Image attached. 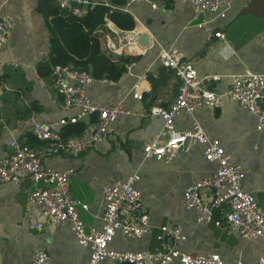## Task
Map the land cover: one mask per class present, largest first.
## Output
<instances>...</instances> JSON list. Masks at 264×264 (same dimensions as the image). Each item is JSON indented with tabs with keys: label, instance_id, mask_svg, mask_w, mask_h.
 I'll list each match as a JSON object with an SVG mask.
<instances>
[{
	"label": "crops",
	"instance_id": "crops-1",
	"mask_svg": "<svg viewBox=\"0 0 264 264\" xmlns=\"http://www.w3.org/2000/svg\"><path fill=\"white\" fill-rule=\"evenodd\" d=\"M42 1L0 0V14L12 17L15 25L7 45L0 51V160L10 156L7 143L12 139L44 147L33 136L35 122H55L74 113L73 109H64L52 73L46 77L38 73L40 65L49 62L50 56L48 21L38 10ZM94 1L99 4L114 0ZM120 12L110 18L114 32L127 33L146 27L149 41L154 44L146 56L133 60L137 62L135 73L146 75L150 92L142 102L133 100L129 93L135 79L127 73L118 82L95 80L87 89L94 102L111 105L117 97L126 96V106L137 117H120L107 138L81 156L62 153L47 158L45 163L60 171L73 170L72 197L89 205L88 211L79 209L88 227L101 226L106 187L135 174L140 176L136 186L142 191L144 208L154 231L142 239L117 236L110 245L117 252L155 251L159 248V228L169 225L183 229L188 237L183 251L189 254L218 253L231 264H256L264 255L261 240L231 237L214 225H200L195 212L182 205L185 191L216 170L214 164L206 161L204 146L189 145L170 163L145 158L143 147L163 127L161 118L147 114L148 108L172 103L179 87L174 72L161 66L159 52L162 49L180 52L200 77L220 76L221 80L211 85L217 92L228 89L233 77L246 71L263 74L264 0H235L225 18L200 13L194 20L189 0H149L132 5L129 13ZM197 23L206 27L193 26ZM113 30L107 24L99 30L100 46L106 35L118 39ZM218 32L224 33L225 39L216 38ZM16 63L22 65L16 67ZM193 121L212 139L221 142L232 161L244 166L243 188L254 195L264 210V131L256 130L254 115L224 99L220 107L198 109L193 120L180 115L176 126L187 130ZM29 187L28 181L0 187V264H32L38 251H45L51 264H86L89 249L78 244L67 223L48 222L40 209L27 201ZM221 210L229 212L227 207ZM221 210L216 212L217 216ZM36 223L45 226L31 229Z\"/></svg>",
	"mask_w": 264,
	"mask_h": 264
},
{
	"label": "built area",
	"instance_id": "built-area-1",
	"mask_svg": "<svg viewBox=\"0 0 264 264\" xmlns=\"http://www.w3.org/2000/svg\"><path fill=\"white\" fill-rule=\"evenodd\" d=\"M57 5L74 17L83 18L99 4L110 6L113 11L129 13L134 4L146 3L149 0H127L125 5L114 6L111 3H96L94 0H54ZM235 0H189L194 10V20L200 13L217 14L225 18L227 11ZM156 8V6H153ZM106 24L113 30L109 17ZM199 29L204 23L193 25ZM14 20L9 15L0 14V51L7 45L14 30ZM208 30V29H207ZM148 29L132 30L120 33L113 30L101 42L102 51L113 61L123 57L146 56L153 42L142 45L140 37L148 35ZM216 38L225 39L222 32ZM162 67L172 70L179 80L178 92L167 106H150L147 114L159 117L163 121L161 131L143 147L145 158L170 163L186 144L204 146V157L207 162L216 166L215 172L194 185L184 193L182 205L186 210L194 211L197 223L214 225L223 229L228 236L246 240L259 239L264 244V210L256 198L243 188L245 179L244 166L231 160L221 142L212 139L203 127L193 121L187 130L176 126L177 118L184 114L193 120L194 113L202 108H216L223 105L224 99L238 104L254 115L256 130L264 131V73L246 71L233 77L229 88L217 92L212 88L214 82L221 80L218 75L200 77L194 66L183 59L175 50L162 49L159 52ZM16 63L15 66H21ZM137 62L125 65V72L135 79L129 95L135 101L145 100L150 92L145 74L137 75ZM57 93L63 100L65 110L73 109L74 113L55 122L37 123L32 126L35 139L44 147H33L26 142L12 139L7 143L11 150L8 158L0 160V187L20 185L25 181L30 187L26 189L27 201L40 209L48 222L55 225L67 223L81 247L90 251L86 264H231L220 254L194 255L183 251L188 237L180 226L164 225L159 228L157 236L159 248L155 251L120 253L111 248L117 236L142 239L153 234L154 227L144 208L142 191L137 188L140 176L135 174L125 181L106 187L103 191L104 208L100 227H88L82 221L79 209L88 211L89 205L72 197L70 184L73 170L60 171L48 166L45 160L49 157L67 154L81 156L96 144L102 143L112 131L115 122L122 116L137 117V113L126 106L127 97L119 96L111 105L94 102L87 89L95 79L87 72L73 65H55L52 68ZM108 82V80H101ZM96 118L88 130L81 136L63 139L62 132L69 125L83 124L89 118ZM52 142V146L46 143ZM208 192H214L208 195ZM227 207L230 212L221 210ZM220 211L217 216L216 212ZM45 223L33 224L31 229H42ZM2 242L0 241V255ZM32 264H51L45 251L34 254ZM236 264H242L238 262ZM256 264H264V255Z\"/></svg>",
	"mask_w": 264,
	"mask_h": 264
},
{
	"label": "trees",
	"instance_id": "trees-1",
	"mask_svg": "<svg viewBox=\"0 0 264 264\" xmlns=\"http://www.w3.org/2000/svg\"><path fill=\"white\" fill-rule=\"evenodd\" d=\"M110 3L114 6L125 5L124 0ZM38 10L48 21L50 34L49 62L38 68L42 77L50 75L55 65H73L89 72L95 80L118 82L126 73L125 65L137 59L123 57L115 62L102 52L98 32L106 25L107 17L112 19L114 13H121H112L110 6L99 4L83 18L74 17L61 9L54 0H43ZM95 121L93 117L90 124L67 126L62 132L63 139L83 135Z\"/></svg>",
	"mask_w": 264,
	"mask_h": 264
},
{
	"label": "water",
	"instance_id": "water-1",
	"mask_svg": "<svg viewBox=\"0 0 264 264\" xmlns=\"http://www.w3.org/2000/svg\"><path fill=\"white\" fill-rule=\"evenodd\" d=\"M140 42H141L142 45H145V46L148 45L149 44V38H148V36L147 35H142L140 37ZM91 73H92V71H91ZM89 120L90 119L88 118L85 123L88 124V121ZM187 146H188V144H186L183 148H181L180 151H184L187 148ZM229 212H230V210H229Z\"/></svg>",
	"mask_w": 264,
	"mask_h": 264
}]
</instances>
